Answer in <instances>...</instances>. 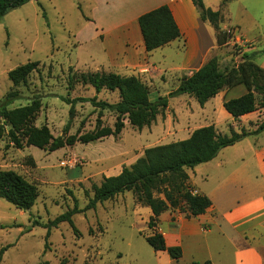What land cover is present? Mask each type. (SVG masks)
<instances>
[{"label": "rangeland", "instance_id": "1", "mask_svg": "<svg viewBox=\"0 0 264 264\" xmlns=\"http://www.w3.org/2000/svg\"><path fill=\"white\" fill-rule=\"evenodd\" d=\"M215 3L219 0H207L209 5ZM130 4V0H32L11 11L0 20V104L11 92H17L21 99L9 106L10 110L41 98L42 109L35 126L47 127L55 138L92 133L98 119L104 127L114 128L115 113L96 109L83 100L97 97L98 101L115 104L118 93L102 91L97 95L89 85L78 83L70 88L69 77L100 73L96 58L105 43L102 29L109 30L113 20ZM263 4L264 0L235 1L231 13L234 19L241 18L246 5L262 13ZM230 50L222 58L221 69L240 74L239 80L244 81L246 55L236 46ZM34 62H39L38 72L29 77L26 86L14 88L9 72ZM160 74L153 69L142 79L152 99L160 92L165 96L176 89L172 80L164 84ZM183 98H173L164 115L159 116L163 127L156 122L139 131L126 123L117 138L76 144L54 153L36 147L19 150L8 138L0 141V171L16 172L39 191L29 211L18 210L0 199V252L6 249L0 264H168L167 254L156 253L146 242L151 235L146 207L136 202L132 192L93 210L86 208L93 197V185L120 174L124 167L143 157L146 149L187 137L185 127H178L185 123L190 107L182 102ZM199 119L201 125L209 122L200 116ZM263 121L264 118L248 124L246 119L236 124L226 122L218 131L225 135L230 134V129L255 131ZM75 207L82 213L73 216L74 227L62 223L52 228L48 237L50 223ZM193 253L203 255L191 246L186 256L174 264H189Z\"/></svg>", "mask_w": 264, "mask_h": 264}, {"label": "trees", "instance_id": "2", "mask_svg": "<svg viewBox=\"0 0 264 264\" xmlns=\"http://www.w3.org/2000/svg\"><path fill=\"white\" fill-rule=\"evenodd\" d=\"M31 1L0 0V20ZM192 2L201 20L210 23L215 29L218 46L220 48L228 46L232 39V31H222L221 12L206 8L203 0ZM226 2L227 0H223L222 5L224 6ZM138 26L147 53L163 48L181 37L180 29L168 6L143 14L138 19ZM245 61V74L253 83L254 90L224 103V109L236 122L256 112L259 107L264 108V72L249 61ZM38 70L39 62L28 63L9 72L8 77L14 88L26 86L29 77ZM239 76L234 71L224 72L218 58H213L191 76H184L179 86L168 95L152 99L149 88L135 76L123 77L105 72L72 75L69 77L70 88L78 83L89 85L97 95L102 91L118 93L119 101L115 104L98 101L97 97L83 100L96 109L115 113L114 128L104 127L101 119H98L96 129L92 133L55 138L47 127L35 126L42 109L41 98H34L29 105L10 110L9 106L21 99L17 92H11L0 104V141L8 138L10 144L19 150L36 147L54 153L76 144L85 145L109 137L117 138L122 134L126 123L139 131L155 124L158 117L163 116L169 108L170 99L188 95L204 107L223 90L246 85V79L240 81ZM66 102L74 103L69 100ZM263 132L264 121L253 132L245 129L236 132L230 129L229 135H223L214 126H208L195 130L186 140L148 148L144 151L143 157L130 167H124L120 174L104 178L100 185H93V197L86 210H93L99 204L111 201L126 192H132L136 202L150 209L152 213L148 222L151 235L146 237L148 245L156 253L166 252L172 260L179 261L183 255L182 249L167 247L164 236L158 231L160 217L167 211H179L188 218H196L204 215L212 206L207 196L194 194L187 170H194L200 165L210 163L222 150ZM38 197L36 185L14 171H0V199L18 210L29 211L34 207ZM79 213H82V210L75 207L74 210L55 219L47 227V236L49 237L52 228L62 223L68 222L74 227L72 218ZM5 250L0 252V256Z\"/></svg>", "mask_w": 264, "mask_h": 264}, {"label": "crops", "instance_id": "3", "mask_svg": "<svg viewBox=\"0 0 264 264\" xmlns=\"http://www.w3.org/2000/svg\"><path fill=\"white\" fill-rule=\"evenodd\" d=\"M235 1L243 0H227L224 6L223 0L211 5L203 0L206 8L221 12L222 31L233 33L228 46L220 48L215 29L201 20L192 0H130L129 9L113 20L110 29H102L106 37L96 58L97 68L100 72L123 77L135 76L141 81L154 69L161 72L164 84L172 80L177 88L184 76H191L211 59L218 58L221 66L228 49L236 46L243 50L247 61L264 72V4L262 13L246 5L242 17L234 19L231 5ZM162 6L170 8L181 37L147 53L138 19ZM114 55L118 57L113 58ZM253 90V83L246 77V85L223 90L204 107L188 95L180 96L184 97L182 102L186 106L190 105L185 123L178 125L181 129L185 127L187 134L181 140L190 138L195 130L203 127L214 126L218 131L220 124L226 122L236 124L246 119L248 124L264 118L262 108L236 122L224 109L226 101ZM160 93L156 97L162 96ZM199 116L209 122L201 125ZM156 122L163 127L159 117ZM166 122H169L168 115ZM171 128L175 129L172 125ZM187 173L194 194L207 196L212 206L196 218H188L179 211L165 212L160 217L158 231L164 236L167 247L181 248L182 258L191 246L203 252V255L193 253L188 258L189 264H264V132L222 150L212 162L187 170ZM145 211L149 220L152 213L147 208ZM166 258L168 264L177 262L168 254Z\"/></svg>", "mask_w": 264, "mask_h": 264}]
</instances>
